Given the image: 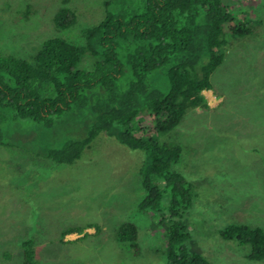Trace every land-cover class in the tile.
Here are the masks:
<instances>
[{"label": "rangeland", "instance_id": "rangeland-1", "mask_svg": "<svg viewBox=\"0 0 264 264\" xmlns=\"http://www.w3.org/2000/svg\"><path fill=\"white\" fill-rule=\"evenodd\" d=\"M226 1L234 15L252 22L251 32L230 39L221 66L210 75L212 88L202 90L208 106L188 110L158 139L182 146L173 167L191 186V205L180 211L190 234L185 249L209 264H264L248 258L249 243L220 234L229 224L264 228V0ZM66 4L77 22L60 29L53 17L62 0H0V54L28 58L52 36L83 44V28L105 16L103 0ZM93 62L84 55L75 69L89 70ZM156 76L148 81L166 89L164 75ZM90 110H73L50 125H37L36 131L19 121L22 141L5 134L13 146L0 144V264H21L25 240L32 241L37 264L168 263V193L159 210L138 208L144 196L137 171L143 151L101 131L73 163L45 154L54 144L86 137L93 122ZM138 124L146 128L152 118L142 112ZM39 138L43 144L30 142ZM127 221L136 225L138 253L128 242L116 241L117 228ZM88 227L97 233L62 236L66 229ZM5 251L12 254L9 261L2 257Z\"/></svg>", "mask_w": 264, "mask_h": 264}, {"label": "trees", "instance_id": "trees-1", "mask_svg": "<svg viewBox=\"0 0 264 264\" xmlns=\"http://www.w3.org/2000/svg\"><path fill=\"white\" fill-rule=\"evenodd\" d=\"M66 3L62 0L53 17L60 29L77 22ZM103 5L104 18L83 28V44L52 36L28 58L0 54V144L13 146L5 134L22 141L19 121L36 131L37 125H50L55 118L90 107L93 122L86 137L54 144L45 154L58 163H73L101 131L143 151L138 173L144 196L138 208L159 210L168 193L167 264H209L183 245L190 234L180 211L190 207L192 195L190 183L173 167L182 146L160 141L158 134L171 131L188 110L208 106L202 90L212 88L210 75L221 66L230 39L251 32L252 22L234 15L226 0H103ZM84 55L94 59L93 67L75 69ZM156 74L164 75L166 89L148 81ZM142 112L152 118L146 128L138 124ZM30 142L42 143L40 138ZM77 230L66 229L62 236ZM220 234L249 243V259H264L263 227L229 224ZM115 235L116 241L128 242L139 252L134 223H121ZM21 248V264H37L32 241H23ZM8 252L2 255L7 260L12 257Z\"/></svg>", "mask_w": 264, "mask_h": 264}, {"label": "crops", "instance_id": "crops-1", "mask_svg": "<svg viewBox=\"0 0 264 264\" xmlns=\"http://www.w3.org/2000/svg\"><path fill=\"white\" fill-rule=\"evenodd\" d=\"M258 100H260L259 98H257ZM262 102L264 103V101L262 100ZM264 105V104H263ZM262 109H264V108H262ZM137 171H138V168H137ZM136 226V225H135ZM86 229H88V230H83L82 232H71V233H68L67 234V236L68 235H72V234H76V239H79V238H81L82 236H83V233H86V234H95V232L97 233V231L94 229V233H90V232H92V228H86Z\"/></svg>", "mask_w": 264, "mask_h": 264}]
</instances>
